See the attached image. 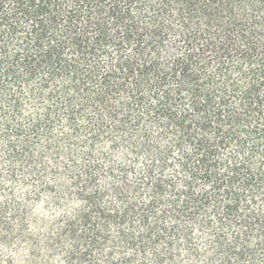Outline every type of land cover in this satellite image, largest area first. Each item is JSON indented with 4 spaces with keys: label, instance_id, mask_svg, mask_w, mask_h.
Masks as SVG:
<instances>
[{
    "label": "trees",
    "instance_id": "16d2710c",
    "mask_svg": "<svg viewBox=\"0 0 264 264\" xmlns=\"http://www.w3.org/2000/svg\"><path fill=\"white\" fill-rule=\"evenodd\" d=\"M0 264H264V0H0Z\"/></svg>",
    "mask_w": 264,
    "mask_h": 264
}]
</instances>
